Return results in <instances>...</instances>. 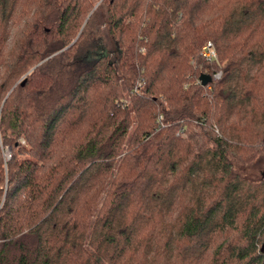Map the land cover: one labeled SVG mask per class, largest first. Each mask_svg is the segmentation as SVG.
I'll return each instance as SVG.
<instances>
[{
	"label": "trees",
	"instance_id": "16d2710c",
	"mask_svg": "<svg viewBox=\"0 0 264 264\" xmlns=\"http://www.w3.org/2000/svg\"><path fill=\"white\" fill-rule=\"evenodd\" d=\"M260 156L264 0H0V264H264Z\"/></svg>",
	"mask_w": 264,
	"mask_h": 264
},
{
	"label": "rangeland",
	"instance_id": "374dc122",
	"mask_svg": "<svg viewBox=\"0 0 264 264\" xmlns=\"http://www.w3.org/2000/svg\"><path fill=\"white\" fill-rule=\"evenodd\" d=\"M96 20L99 22V25H101L102 13L100 10L96 12ZM98 36H99V40H97V43L96 42L85 43L86 45H84L83 47L84 49L81 50L82 55L86 56L89 54L88 57L93 59L104 53L110 55L112 60H115L118 54V48L116 43L108 33L106 26L104 25L100 26ZM10 154L11 153L8 150L6 156L9 157ZM239 171L252 180H259L260 177L262 176V172L264 171V156H260L259 159H257V161L254 162L252 165H249L247 167H240Z\"/></svg>",
	"mask_w": 264,
	"mask_h": 264
},
{
	"label": "built area",
	"instance_id": "2783aa9c",
	"mask_svg": "<svg viewBox=\"0 0 264 264\" xmlns=\"http://www.w3.org/2000/svg\"><path fill=\"white\" fill-rule=\"evenodd\" d=\"M200 55L202 58H204L206 61L213 62L218 60V53L215 48V45L213 42L208 41L201 49ZM222 72H218L214 75L215 79H219L221 77ZM210 88V87H209Z\"/></svg>",
	"mask_w": 264,
	"mask_h": 264
},
{
	"label": "water",
	"instance_id": "95a60500",
	"mask_svg": "<svg viewBox=\"0 0 264 264\" xmlns=\"http://www.w3.org/2000/svg\"><path fill=\"white\" fill-rule=\"evenodd\" d=\"M77 39L71 45H73L77 41ZM200 81H201L202 85L205 86L212 81V77L210 75L203 74L200 77ZM261 253L264 254V243L261 247Z\"/></svg>",
	"mask_w": 264,
	"mask_h": 264
}]
</instances>
